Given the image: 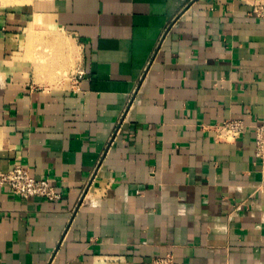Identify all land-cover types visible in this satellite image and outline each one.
<instances>
[{
    "label": "crops",
    "instance_id": "obj_1",
    "mask_svg": "<svg viewBox=\"0 0 264 264\" xmlns=\"http://www.w3.org/2000/svg\"><path fill=\"white\" fill-rule=\"evenodd\" d=\"M259 4L0 0V264H264Z\"/></svg>",
    "mask_w": 264,
    "mask_h": 264
},
{
    "label": "built area",
    "instance_id": "obj_2",
    "mask_svg": "<svg viewBox=\"0 0 264 264\" xmlns=\"http://www.w3.org/2000/svg\"><path fill=\"white\" fill-rule=\"evenodd\" d=\"M255 11L264 15V5L255 6ZM246 131V124L240 119H228L219 125L222 136L230 139L241 137ZM255 156L264 160V122L254 125ZM8 186L16 195L29 198L60 199L62 194L49 178L37 179L30 174L27 167L14 163L8 171H0V186ZM144 264H177L174 256L168 253L154 257Z\"/></svg>",
    "mask_w": 264,
    "mask_h": 264
}]
</instances>
